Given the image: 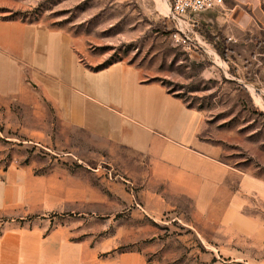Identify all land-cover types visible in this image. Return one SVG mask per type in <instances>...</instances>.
Here are the masks:
<instances>
[{"label":"rangeland","instance_id":"obj_1","mask_svg":"<svg viewBox=\"0 0 264 264\" xmlns=\"http://www.w3.org/2000/svg\"><path fill=\"white\" fill-rule=\"evenodd\" d=\"M166 1L0 0V18L60 33L90 70L111 61L140 69L145 81L204 114L200 139L218 147L238 177L264 181V31L228 45L218 31L201 28L205 52L171 37ZM30 88L32 101L0 108V229L66 228L99 260L138 253L146 264H264V201L243 194L248 204L240 214L256 219L250 234L238 231L227 205L196 211L190 198L150 177L145 157L63 125L53 99L34 82ZM53 176L88 188L89 200L54 203L56 180L47 183ZM238 182L226 187L239 192ZM144 191L161 194L170 209L145 214Z\"/></svg>","mask_w":264,"mask_h":264},{"label":"crops","instance_id":"obj_2","mask_svg":"<svg viewBox=\"0 0 264 264\" xmlns=\"http://www.w3.org/2000/svg\"><path fill=\"white\" fill-rule=\"evenodd\" d=\"M169 8L170 3L167 15ZM201 28L210 34L218 31L228 45L246 33L264 31V0H223L220 9L200 15L187 37L190 47L206 52ZM32 82L44 97L53 99L60 123L145 157L150 177L166 184L170 193L190 198L196 211L227 205L238 231L251 233L256 219L240 214L248 204L243 194L264 201V181L245 173L238 177V171L219 159L218 147L200 139L205 129L201 111L186 106L160 83L145 81L140 69L127 62L90 70L78 63L60 33L0 18V108L32 101ZM231 179H239V192L226 187ZM55 180L54 203L89 200L88 188L77 190L74 179L61 183L53 176L47 183ZM117 190L128 201L125 192ZM140 199L147 215L170 209L156 192L144 191ZM69 236L66 228L46 234L39 227L5 226L0 229V264H146L138 253L99 260L96 249L86 241L72 242Z\"/></svg>","mask_w":264,"mask_h":264},{"label":"built area","instance_id":"obj_3","mask_svg":"<svg viewBox=\"0 0 264 264\" xmlns=\"http://www.w3.org/2000/svg\"><path fill=\"white\" fill-rule=\"evenodd\" d=\"M222 5L223 0H171L167 15L173 26L171 37L187 45V34L196 19L204 13L220 9Z\"/></svg>","mask_w":264,"mask_h":264},{"label":"trees","instance_id":"obj_4","mask_svg":"<svg viewBox=\"0 0 264 264\" xmlns=\"http://www.w3.org/2000/svg\"><path fill=\"white\" fill-rule=\"evenodd\" d=\"M218 36H219V35H218ZM219 38H220L221 40H224L223 37H221V36H219ZM222 55L224 56V53H222ZM115 62H117V61H111V62H108L106 65H104V66H102V67H99V68H96L94 71H97V70L103 69V68H105V67H107V66H109V65H111L112 63H115ZM168 93H170V92H168ZM175 97H177V96H175ZM177 98H179V97H177ZM188 107H189V106H188ZM189 108H191V107H189Z\"/></svg>","mask_w":264,"mask_h":264},{"label":"bare ground","instance_id":"obj_5","mask_svg":"<svg viewBox=\"0 0 264 264\" xmlns=\"http://www.w3.org/2000/svg\"><path fill=\"white\" fill-rule=\"evenodd\" d=\"M163 9L165 10V8L163 7Z\"/></svg>","mask_w":264,"mask_h":264}]
</instances>
